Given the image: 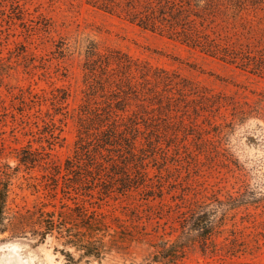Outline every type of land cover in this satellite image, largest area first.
Here are the masks:
<instances>
[{
	"label": "rangeland",
	"instance_id": "374dc122",
	"mask_svg": "<svg viewBox=\"0 0 264 264\" xmlns=\"http://www.w3.org/2000/svg\"><path fill=\"white\" fill-rule=\"evenodd\" d=\"M34 151L36 165L19 162ZM4 174L14 211L75 200L103 215L101 264H146L194 198L264 202V0H0ZM90 175L112 191L86 195ZM262 210L238 211L218 238L236 255L178 264H264ZM65 251L79 257L55 235L0 234V264H71Z\"/></svg>",
	"mask_w": 264,
	"mask_h": 264
},
{
	"label": "trees",
	"instance_id": "16d2710c",
	"mask_svg": "<svg viewBox=\"0 0 264 264\" xmlns=\"http://www.w3.org/2000/svg\"><path fill=\"white\" fill-rule=\"evenodd\" d=\"M133 21H137L144 28L150 27L139 20L133 19ZM62 99L65 101L67 98ZM25 154L18 157L19 162L23 165H36L38 160L35 158V151ZM78 159H82L81 155ZM70 163L72 162L67 161L66 171L71 170ZM58 173L59 171L56 174L57 180ZM5 176L7 174L0 177V234L9 232L12 236H20L30 229L39 241H44L48 235H55L63 245L73 248L74 252L78 253L79 257L75 258L72 252H62L71 264H77L83 259H94L101 264L102 257L111 249L104 238L107 235L114 236L110 233L111 227L103 215L97 213L95 209L89 210L85 206L78 205L75 200H73L74 206L63 204L59 211H46L43 208L35 211L27 210L24 213L14 211L8 205L11 178ZM90 178V188L86 189V195L95 185L103 190L101 193L109 194L112 191L110 184H104L92 175ZM118 182L121 185L119 190L121 192L132 187V184H129L130 178L125 174L120 180L118 179ZM66 207L68 210H63ZM250 207L264 210V202L248 190L229 192L223 196L216 192L190 200L183 206L177 218L179 229L177 237L174 240L163 238L152 244L154 251L146 264H178L193 251L203 256L236 255L239 250L235 240L231 245L221 248L218 245V238L224 237V234L230 231L228 225L238 211ZM112 241L111 238V244Z\"/></svg>",
	"mask_w": 264,
	"mask_h": 264
}]
</instances>
